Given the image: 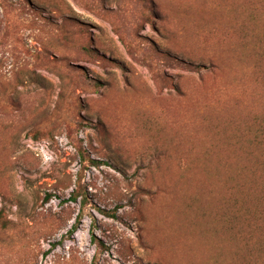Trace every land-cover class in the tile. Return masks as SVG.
Segmentation results:
<instances>
[{
	"label": "rangeland",
	"instance_id": "rangeland-1",
	"mask_svg": "<svg viewBox=\"0 0 264 264\" xmlns=\"http://www.w3.org/2000/svg\"><path fill=\"white\" fill-rule=\"evenodd\" d=\"M0 264H264V0H0Z\"/></svg>",
	"mask_w": 264,
	"mask_h": 264
},
{
	"label": "trees",
	"instance_id": "trees-1",
	"mask_svg": "<svg viewBox=\"0 0 264 264\" xmlns=\"http://www.w3.org/2000/svg\"><path fill=\"white\" fill-rule=\"evenodd\" d=\"M70 199L72 200V201H75V198L74 197H70ZM75 230H76V227H72V229L70 230L72 233H74L75 232Z\"/></svg>",
	"mask_w": 264,
	"mask_h": 264
}]
</instances>
